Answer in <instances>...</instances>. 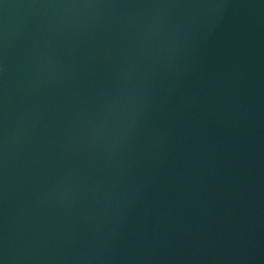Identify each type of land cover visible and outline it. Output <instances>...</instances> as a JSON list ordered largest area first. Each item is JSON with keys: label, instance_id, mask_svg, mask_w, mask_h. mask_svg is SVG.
I'll use <instances>...</instances> for the list:
<instances>
[{"label": "water", "instance_id": "water-1", "mask_svg": "<svg viewBox=\"0 0 264 264\" xmlns=\"http://www.w3.org/2000/svg\"><path fill=\"white\" fill-rule=\"evenodd\" d=\"M0 264H264V0H0Z\"/></svg>", "mask_w": 264, "mask_h": 264}]
</instances>
